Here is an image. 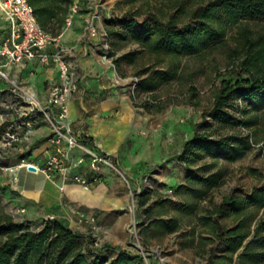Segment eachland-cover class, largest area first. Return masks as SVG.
I'll use <instances>...</instances> for the list:
<instances>
[{
  "label": "rangeland",
  "instance_id": "obj_1",
  "mask_svg": "<svg viewBox=\"0 0 264 264\" xmlns=\"http://www.w3.org/2000/svg\"><path fill=\"white\" fill-rule=\"evenodd\" d=\"M205 1L80 0L72 13L81 19L82 29L90 14L98 15L94 25L100 37V60L112 72L114 90L109 96L132 109L119 151L130 159L141 156L122 171L127 182L119 190L126 198L125 206L73 227L104 246L105 262L124 250L141 254L144 264H206L221 256L226 264H264V246L250 243L245 248L264 219V206L251 207V234L237 247L219 248L211 227L219 222L229 228L247 216V207L240 214L227 207L219 212L226 196L264 195V93L236 92L224 105L221 118L210 115L220 80L237 77L233 66L244 55L240 47L247 19L229 24L223 37L211 40L213 47L204 46L195 53L173 57L143 43L145 37L154 36L156 19L165 22L179 10V28L196 27L187 13ZM256 22L251 24L254 29L264 17ZM5 28L0 15V41ZM174 69L176 73L169 76ZM139 84L151 88H137ZM146 102L147 108L142 106ZM232 117L233 123L225 122ZM194 133L210 134L223 146L195 150L186 168L178 156ZM246 139L249 146L233 157L229 150L242 147ZM19 201L18 194L0 184V226L7 216L34 230L47 219L70 223L68 217L47 213L28 217L20 211ZM262 235L264 224L255 232L258 238ZM86 238H82L83 249L92 261L95 253L86 247Z\"/></svg>",
  "mask_w": 264,
  "mask_h": 264
},
{
  "label": "trees",
  "instance_id": "obj_2",
  "mask_svg": "<svg viewBox=\"0 0 264 264\" xmlns=\"http://www.w3.org/2000/svg\"><path fill=\"white\" fill-rule=\"evenodd\" d=\"M28 1L37 23L45 32L52 37L63 32L74 0ZM181 10H184L183 7ZM180 12L179 10L170 14L165 22L156 19L154 36L145 37L144 46L173 57L183 53H195L204 46H212L213 38L223 37L229 24L243 18L247 19V28L244 29L240 47L244 55L233 66L237 77L220 80L219 87L213 95V106L210 111L213 118L219 119L223 116L224 105L236 92L264 93V22L258 29L251 26L252 23H258L256 19L264 17V0H207L186 12L190 21H196V27L191 28L187 25L183 30L178 26ZM235 51H238V48ZM175 73L174 69L169 76L172 77ZM137 88L151 87L139 84ZM142 106L147 108L148 103H143ZM230 119L232 120L226 119L225 122L235 121L234 117ZM215 146H223L220 139H211L207 133H194L185 142L184 150L178 158L184 161L185 167L188 168V161L196 153L195 150L211 151ZM247 146L248 139L244 141L242 147L235 146L229 153L231 152L233 157H238ZM224 147L228 146L224 144ZM252 206H264V195L256 192L246 197L230 194L223 199L219 212L222 213L227 207L240 214L247 207V216L229 228L219 222L211 223L213 233L218 238L219 248L225 244L237 247L251 234L250 222L253 215L249 211ZM262 224L264 219L259 220L245 248H249L253 243L264 246V235L259 238L255 236V232ZM0 233L3 235L0 239V264H144L141 254L124 250L105 262L102 252L104 246H96L92 237L75 232L56 218L45 220L39 229L34 230L29 224L22 225L7 216L0 226ZM83 237H87L86 247L89 246L88 249L95 253L92 261L88 260V253L83 249ZM223 259L224 256L210 258L206 264H226Z\"/></svg>",
  "mask_w": 264,
  "mask_h": 264
},
{
  "label": "crops",
  "instance_id": "obj_3",
  "mask_svg": "<svg viewBox=\"0 0 264 264\" xmlns=\"http://www.w3.org/2000/svg\"><path fill=\"white\" fill-rule=\"evenodd\" d=\"M0 15L3 17L1 12ZM4 23L5 35L1 38L0 44L8 32L5 19ZM82 28L81 19L73 16L71 23L64 28L59 37L61 45L70 49V59L79 76L78 90L67 102L68 117L75 130L88 133L89 147L113 155L120 170L123 171L124 167H132L134 160L141 158L137 156L130 159L129 154L127 156L119 151L125 138V128L130 125L132 109L129 105L125 106L118 99L109 96L114 90L111 87L112 72L100 60L98 48L100 37L97 33L91 34L85 27ZM0 62L1 69L7 75V79L0 78L1 131L11 120L18 117L17 114L26 110L18 92L13 90L10 80L34 92L44 102L50 85L57 78V70L53 65H43L34 60L5 63V59L1 58ZM1 113L11 115L4 118ZM49 134L50 123L45 116H40L35 121L34 130L28 140L0 148V167L16 164L20 159L42 165L45 157L53 150L47 142ZM81 154L79 148L69 153L72 160ZM14 173L18 176L16 183L11 182L13 172L0 169V184H6L19 195V202L28 217L42 213L58 218L68 217L70 223L67 225L73 229L84 220L72 213L70 206H74L87 219L94 216L98 218L101 214H111L126 204V198L119 190L124 181L123 176L107 167L101 169L102 180L93 183L90 189H84L74 182H64L60 176L50 180L35 169L20 168ZM76 173H82L87 177L91 175L86 164L73 167L72 174ZM74 231L80 234L75 229Z\"/></svg>",
  "mask_w": 264,
  "mask_h": 264
},
{
  "label": "built area",
  "instance_id": "obj_4",
  "mask_svg": "<svg viewBox=\"0 0 264 264\" xmlns=\"http://www.w3.org/2000/svg\"><path fill=\"white\" fill-rule=\"evenodd\" d=\"M80 0H74L66 25L72 21V13L77 11ZM0 12L7 22V35L0 44V59L5 63H21L24 61H37L43 65H53L57 70V78L50 85L44 102L34 92L21 87L17 82L10 80L13 90L18 92L24 102L26 110H22L16 119L11 120L0 131V148H7L16 143L28 140L31 136L35 121L45 116L50 123V134L47 142L52 151L45 157L42 165L20 159L16 164L1 166L4 171L13 172L11 182L16 183L18 176L14 171L20 168L34 167L35 171L42 173L46 178L55 180L58 176L64 182H74L84 189H90L93 183H99L102 167L123 176L115 157L102 153L87 145L89 135L85 131L75 130L68 117V99L78 90L79 76L70 59V49L59 42V34L52 37L37 23L32 6L28 0H0ZM98 15L94 12L86 20L85 29L95 34L94 23ZM1 64V62H0ZM0 78L7 79L6 73L1 69ZM11 114L1 113L8 118ZM79 148L82 154L72 160L69 153ZM86 164L91 172L89 177L82 173L72 174L73 167ZM72 213L86 222L93 221V217L84 218L74 206H70ZM24 211V209H20ZM83 217V218H82ZM97 246V243L95 242Z\"/></svg>",
  "mask_w": 264,
  "mask_h": 264
},
{
  "label": "water",
  "instance_id": "obj_5",
  "mask_svg": "<svg viewBox=\"0 0 264 264\" xmlns=\"http://www.w3.org/2000/svg\"><path fill=\"white\" fill-rule=\"evenodd\" d=\"M29 169H30V170H34V167H32V166H29Z\"/></svg>",
  "mask_w": 264,
  "mask_h": 264
}]
</instances>
